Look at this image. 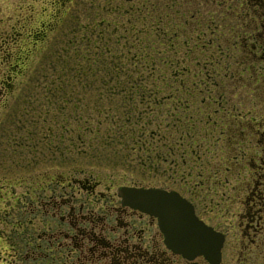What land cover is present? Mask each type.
Returning a JSON list of instances; mask_svg holds the SVG:
<instances>
[{"label":"trees","instance_id":"trees-1","mask_svg":"<svg viewBox=\"0 0 264 264\" xmlns=\"http://www.w3.org/2000/svg\"><path fill=\"white\" fill-rule=\"evenodd\" d=\"M126 4L130 17L121 28L98 15L101 28L70 41H86L79 48L85 45L87 50L75 53V68L71 58L61 65L62 74L71 66L76 76H54L58 83L53 84L61 87L74 79L81 88L71 95L60 92L56 112L42 110V122L49 124L43 135L36 134L48 141L51 150L44 155L53 159L69 149L93 157L112 151L139 153L142 166L173 164L171 169L177 167L173 176L185 178L191 171L187 166L201 163L207 142L222 131L217 117L232 122L230 116L223 117L231 112L222 102L223 85L252 70L264 74L250 40L243 37L246 46L235 43L248 34L242 25L259 24L255 20L261 16L253 12L264 9V0H126ZM235 50L241 55L230 62ZM230 63L241 67L235 69L237 76H223L233 72ZM52 92L58 91L54 87ZM70 102L73 113L62 106ZM235 124L236 118L228 132ZM67 140L69 148L64 145Z\"/></svg>","mask_w":264,"mask_h":264},{"label":"rangeland","instance_id":"rangeland-1","mask_svg":"<svg viewBox=\"0 0 264 264\" xmlns=\"http://www.w3.org/2000/svg\"><path fill=\"white\" fill-rule=\"evenodd\" d=\"M116 6L118 9H114ZM127 9L126 0H0V97L3 93L0 98V187L6 188L7 181H22L30 171L37 173L49 167L59 170L77 167L82 172L103 174L118 186L161 185L191 199L198 210L208 212L209 222L219 225V230L233 237L239 226L225 211L228 206H225L223 198L232 188L240 190L243 187L246 180L244 172L249 171L245 165L246 168H243L248 154L264 155V151L258 154L250 142L254 141L252 134L257 133L264 147V76H253L249 71L223 85L222 102L225 109L231 110L223 117L227 119L230 116L232 122L236 118L239 125L235 124L228 132V125L232 122L228 124L222 121V115L218 116L222 131H217L215 138L207 142L206 155H203L201 163L187 166L191 171L185 178L180 174L173 176L177 168L171 169L173 164H161L155 169L142 166L139 153L126 155L112 151L109 155L104 153L93 157L78 156L77 151L69 149L70 152L62 154L63 163L52 162L49 155H44L50 149L48 141L36 133L41 131L43 135L49 123L42 122L41 112H56L61 103L60 92L71 95L77 87L81 88L74 79L72 82L65 81L66 84L61 87L53 84L58 83L54 81V76H76L71 66L62 74L61 65L71 58L75 68V53L79 55V50H87L85 45L79 48L82 42L71 44L70 41L79 39L91 29L101 28L98 15L106 17L110 23L116 22L121 28L127 24L124 19L130 17ZM231 52L230 62L241 55L239 50H235L233 56ZM230 64H233L230 65L233 72L228 71L223 76L235 75L239 66ZM9 81L10 87H7ZM54 87L58 92L53 94ZM62 106L67 112H74L71 102ZM30 127L31 133L28 134L27 128ZM236 131L241 135L233 139ZM32 136H35L33 140ZM68 144L69 140L64 142V145ZM184 149L180 148L181 151ZM236 157L241 165L236 162Z\"/></svg>","mask_w":264,"mask_h":264},{"label":"flooded vegetation","instance_id":"flooded-vegetation-1","mask_svg":"<svg viewBox=\"0 0 264 264\" xmlns=\"http://www.w3.org/2000/svg\"><path fill=\"white\" fill-rule=\"evenodd\" d=\"M245 29L253 33L251 48L262 54L264 66V19ZM256 135L248 140L259 154L264 147ZM245 162L243 187L223 198L239 226L233 237L189 199L198 218L223 235L218 257L190 259L175 252L156 218L123 204L122 185L72 167L30 171L0 187V264H264V155L248 154Z\"/></svg>","mask_w":264,"mask_h":264},{"label":"water","instance_id":"water-1","mask_svg":"<svg viewBox=\"0 0 264 264\" xmlns=\"http://www.w3.org/2000/svg\"><path fill=\"white\" fill-rule=\"evenodd\" d=\"M119 195L129 207L158 218L166 244L175 252L190 259L199 254L210 259L219 255L221 237L196 217L193 206L177 192L124 187Z\"/></svg>","mask_w":264,"mask_h":264}]
</instances>
